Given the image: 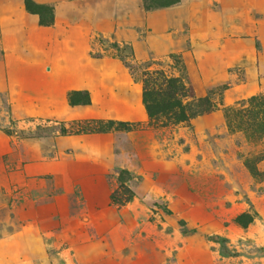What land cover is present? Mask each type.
Here are the masks:
<instances>
[{
  "label": "rangeland",
  "instance_id": "rangeland-1",
  "mask_svg": "<svg viewBox=\"0 0 264 264\" xmlns=\"http://www.w3.org/2000/svg\"><path fill=\"white\" fill-rule=\"evenodd\" d=\"M161 76L213 110L150 117ZM252 97L264 0H0V264H264Z\"/></svg>",
  "mask_w": 264,
  "mask_h": 264
},
{
  "label": "trees",
  "instance_id": "trees-1",
  "mask_svg": "<svg viewBox=\"0 0 264 264\" xmlns=\"http://www.w3.org/2000/svg\"><path fill=\"white\" fill-rule=\"evenodd\" d=\"M159 78L146 77L142 80L143 102L150 117H165L169 122L179 123L213 110L214 106L207 97H198L195 100L187 101L190 90L178 79L166 80L161 76V83H158ZM260 99L252 97L251 102L257 105ZM256 116L258 117V114ZM120 124L125 125V123ZM262 131L264 132V125ZM247 167L254 176L259 175L249 163ZM129 199V196L122 199L116 192L111 195V200L116 204H121ZM238 218H250L245 224L241 220H237L243 226L252 222V217L248 215H241Z\"/></svg>",
  "mask_w": 264,
  "mask_h": 264
}]
</instances>
